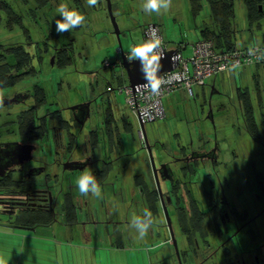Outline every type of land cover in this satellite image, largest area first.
Listing matches in <instances>:
<instances>
[{
	"label": "crops",
	"instance_id": "obj_1",
	"mask_svg": "<svg viewBox=\"0 0 264 264\" xmlns=\"http://www.w3.org/2000/svg\"><path fill=\"white\" fill-rule=\"evenodd\" d=\"M84 1L86 4V0ZM131 1L129 7L123 8V12H127L130 16L132 10L136 8L138 10V16H136L137 19H139L138 25L142 23L144 25L150 22L159 25L161 28L168 19L175 23L190 21L193 23L192 29L195 30L198 35L196 41L203 39L201 30L206 23V15L210 13L206 0H202L203 5L198 15H194L189 0H170V8L167 11H162L159 15L156 13L148 14L143 12L141 7L143 0ZM101 2L102 0H98L97 5L92 7H88L87 4L85 5L88 14H86V20L83 25L93 24L90 16L94 11H96V13L101 12V16L105 15L104 17L110 19L109 14L107 13L108 16L105 14L103 3ZM175 5H178L177 9H174ZM112 9L113 14H116L114 2L112 3ZM203 11L204 13L202 15L201 13ZM119 15L122 19V26L130 32V22L127 20L125 14L122 13L121 9H119L118 14H116L117 18ZM139 15H142V20L139 18ZM54 17L58 20L61 19L57 12ZM55 22L51 21V24L47 23L50 27L49 29L55 32V35H53L54 42L56 40L58 42L63 41L68 43L70 41L68 38L71 37L74 38L75 44V39L80 38L82 32L83 39H88V34L86 32L87 28L83 27V25L82 27L80 26L70 30L68 34L66 32L57 33L55 30ZM102 22L104 24L103 29L106 33H109V27L106 26L107 23H105L103 17ZM143 25H141V28H143ZM121 31L120 29V34ZM250 37L255 44V40L261 39V37L259 38L254 32H250ZM166 40L169 45L173 42V39L166 38ZM263 41L264 40L261 39L262 45H264ZM51 44L53 43H48L49 49H52L50 47ZM238 44L239 43H236L237 46L242 47ZM176 47L175 45H173V47L170 45V48ZM122 50L123 47L118 48L120 61ZM125 54L127 53L125 52ZM116 64L117 65L113 67L111 63H109V65L105 63V66L109 68L110 72L107 73L108 75H105V81L107 83L105 91L106 97L108 95V102L103 104V110L105 111L102 110L104 115L103 118L101 114H98L95 122H90V125L87 124L88 120L81 134L74 130V132L77 133L74 135L73 143H71V140H68V138L62 139L64 145H69L70 143L67 147L70 149L69 153L64 150L65 146L63 145L62 147V144L61 146L59 145V148H56L54 142H52L50 150L46 151L48 157H51V160L54 159L53 153L56 152V149L60 151L58 153L60 158L65 159L69 157L71 161L83 162L86 156L89 157L87 158L88 162H86L82 170H71L70 173L66 174L64 183H62V188L60 186L56 187V192L61 193L60 196H58L60 206L55 208L57 212L56 220L50 225H38L24 229L23 227H17L10 223L14 221V218L9 217L4 211L2 212V207H0V225L6 227L0 229V257H7L6 264H174L175 258L177 260L171 240L170 228H168L167 225V217L165 219V215L162 216V212L160 213V210L163 211V207L160 193H158L157 190V183L155 181L149 151L140 138L138 133L139 130H135L133 121H129L132 124L131 130L125 129L124 123L122 122L123 116L119 119V114H117L119 113L117 110L118 107H115L116 102L113 104V99L110 98L111 96L109 95V93L117 90L118 86L116 83H118V79L122 80V86L128 84L127 74H125L123 68L118 73L115 72L114 69L120 66L121 63L117 61ZM263 65L264 63L257 66L252 64L250 66H240L234 71L233 69L226 70L231 71L233 75L230 81L234 83L231 85L232 87L229 86V89H233L234 93V95H232V100L236 101V86L238 81L243 85H247L249 83H255L259 76L261 78L264 77V72L260 70ZM239 68L242 69L240 71V76L235 77ZM226 71L224 72L226 73ZM224 72L210 78L207 81V85H202L200 89L202 98L199 100L198 104H196V102L192 104L190 100L183 101V99H185L184 95H182V92L176 94L178 91L168 94L167 97L164 98L163 106L166 109L167 115L165 120H167L168 114L171 115L166 123H164V128L157 123L158 125L154 127L150 126L147 130V126L145 125L149 144L152 150L156 149L158 151L157 157L159 158V162H156V166L164 162L167 163L171 158V153L176 152L180 154L181 147L187 146L191 142L194 144L206 143L212 145V140L216 131L212 124L207 121V115H205L204 112L209 102H211L214 112H217V116H215L217 122L222 123V120L225 119V116H222V113L219 112L218 106L221 103H226L225 94L231 95L229 92L222 89L224 78L220 75H223L222 73ZM254 78L256 79L254 80ZM260 81L262 80H258V82ZM218 83H220V85H218ZM211 85H216L224 95L218 94L217 98L214 99V96L209 94ZM212 93L214 95L217 94L214 93V89ZM209 95L210 98L207 99ZM75 99H77V97ZM81 102L82 100L77 101L76 104ZM180 102L182 104H180ZM52 103L55 104L54 101H48L49 105L47 106L51 107ZM5 108L4 111L7 110V107ZM8 110L6 112H3V110L0 111V115L3 113L11 114ZM106 111L111 112L113 116L112 122L120 133V135L114 133L115 136H112V140L109 138V135H107L105 125H103L105 124ZM21 112L22 110L17 113H12L11 115H18V113ZM114 112L117 115L114 116ZM178 112H180V116H178ZM173 116L175 117L173 118ZM232 119L235 120L236 117L234 116ZM229 130L230 129H228V131ZM93 131L97 132L96 135H98L100 140L97 147L94 148L89 139V134ZM162 131L167 132L168 142L162 139ZM230 133L235 134V136L232 137L235 147L231 148L230 139H227L226 136L227 141L225 140V142L229 145L232 153V158L227 161V165L231 167L229 173H227V170L225 171L223 169L221 158H219V163L214 164V166L210 164L209 160H206L204 165L199 166V171L192 175L179 174V176H175L174 180L173 178H170V180L163 179L161 183L164 182L165 188L162 191L165 195L170 196L171 199L169 203L166 202L168 207L171 205L174 206V203L177 202L176 200L180 199L181 204L186 205L185 213L187 214L193 212L192 201L193 203H198L201 208L207 209V207L204 206L206 202L205 197L207 195L205 191L208 192V195L215 198V193L217 194V191L213 189L212 185L217 184L219 179L217 174H214L212 170H215V172L220 170L221 173H224L221 178L228 181V187H226L225 190H227L229 194L235 195L239 193L236 188L238 187L237 185L241 186V178H236L233 173L235 170H238L242 162L245 165V172L249 173L251 171L252 165L249 163L251 153L249 150L251 148L253 151L254 144L256 143L246 130L240 132L233 130L232 132L230 131ZM223 135L225 136V134L220 132L218 138L222 140ZM81 146L83 148H81ZM67 148L65 149L69 150ZM84 170H91L93 173L96 171H103L104 176L101 181H99L102 187L101 198H97L91 194L86 197L81 196L75 188V182ZM168 175H170L169 172ZM142 183L145 186L147 185L150 190L157 191L158 203L156 204V210L149 204L148 198L145 193H143ZM175 184L181 185V189L178 191L179 193L174 192ZM184 186L185 189L187 187L189 191L184 190ZM67 194L72 197L76 213V220L72 222L65 220V213L61 209V206L65 202V195ZM116 205L119 207L117 208ZM145 208L152 212L153 217L157 219L158 226L150 229L149 235L144 240H138V233H136L135 229L130 227V221L133 215H140ZM173 212L176 215L175 208ZM197 215H195V217H197ZM178 228L182 235L181 228ZM19 229L22 230L17 231ZM212 238L216 240L214 237ZM233 246L231 250H234L240 256L239 251L241 249L235 245ZM210 259L200 261L199 257H197L195 262L203 264L210 261ZM187 261L190 264H194L193 261V263L191 262L190 258H188ZM222 264L225 263L222 262Z\"/></svg>",
	"mask_w": 264,
	"mask_h": 264
},
{
	"label": "flooded vegetation",
	"instance_id": "obj_2",
	"mask_svg": "<svg viewBox=\"0 0 264 264\" xmlns=\"http://www.w3.org/2000/svg\"><path fill=\"white\" fill-rule=\"evenodd\" d=\"M189 1L191 3V0ZM61 3H64V0H59L57 3L58 6ZM259 8H261V6H259ZM148 23L150 22L145 24ZM141 25H143V23ZM69 39H71V37H69L68 40ZM58 43L59 42L55 40V44ZM55 44H51L50 47L57 49ZM33 89L16 91L14 93L15 95L13 94L12 97L10 96L6 98L11 99L18 95L23 96V98L18 97L20 101L14 103L25 104L26 108L22 110L24 111L36 104V97L34 95L35 90ZM240 91L244 93L247 91L256 107L257 105L262 106L261 102L264 99V92H262L260 82H258V84L255 82L243 85L238 81L236 86V101L232 100V95L225 94L226 103L218 105L219 111H223L222 116H225V119L222 120V123H218L213 113L211 121L209 120L216 131L212 145H208L206 143L194 144L191 142L187 146L181 147L180 154H177L176 152L171 153V158L167 162L172 170L173 180L175 176H179V174L192 175L193 173L198 172L199 166L204 165L206 160H209L210 164H213L214 166V164L219 163V158H221V165H223V169L225 171L227 170V173H229L231 167H229L227 165L228 163L225 162V155L223 154L221 147L222 142L218 138L220 132L225 134V136H228L227 133L230 131L232 132L234 130L240 132L246 130L258 146V151L254 148L251 152L253 153L249 161L250 165H252L251 171L246 173L244 170L245 165L242 162L238 167V170H235L233 173L236 178H241V180L239 179L241 186L237 185L238 187L236 188L239 192L238 194H229V192L225 190V188L228 187V181L221 178L224 173H221L220 170L218 172L212 170L214 174H217L219 179L217 184L212 185L213 189L217 191V194L215 193V198L208 195V192L205 191V194L207 195L205 197L206 202L204 206L207 207V209H204L203 207L202 209L198 203L197 205L192 201L193 212L191 211L192 213L187 214L185 213L186 205H182L180 199L176 200L177 202L174 203L175 212L178 217V227L181 228L183 237L181 240L183 239L184 241L183 247L186 248V251L195 252V257L193 258L194 260H192L194 264H198L195 260L198 257L199 250H201L200 248H202L201 251L203 252L212 249L213 251L208 255H205L202 260L216 257L218 260V263L216 264H222V262L225 264H264V118H257L255 115L256 122L259 121V118H262L263 125L258 127V129L263 128V133L258 131V138L253 137L248 124V118L245 116ZM220 94L224 95L223 92H220ZM3 99H0V106L7 107L8 105H12V103L4 105V103H2ZM87 101L91 102L92 107V103L96 101V99L88 98V100H82V102ZM209 105L212 107L214 112L211 102H209ZM80 114L82 113L78 110L72 111L70 109L68 117H63L66 122L65 124H67L68 127H64L63 129H60L59 126L56 125L58 124L57 121L53 120L50 124L51 130L49 133V137H51L52 142H56L57 144V141H60V146L62 144L63 147L64 144L62 143V139L68 138L69 140L71 136L76 135L77 132H74V130L81 134L85 125L82 126L79 124ZM232 115L233 117H236L235 120L232 119ZM206 118L207 120L209 119V114ZM228 129L230 130L228 131ZM28 140L29 142L25 143H33L36 146V149L33 151L32 160L11 167L8 173L14 174L16 171L24 173L25 176L23 179H31L33 181V186H35V191L28 193L27 195H22L19 192L12 195H0V206L2 207V212H6L9 217L14 219H16L20 214L18 209L26 207L29 204L33 206L38 205L37 208L39 210H44L54 203L57 204L59 198L58 196H60L61 193L56 192V187L60 186L62 188V183H64L66 174L71 171L65 170L63 165L65 162L71 161L69 160V157H66L65 159L60 158L58 155L60 151L56 149V152L53 153L54 159L49 162L47 160L44 161L41 155L35 154V151L39 148L36 141L30 139ZM141 140L145 145V135ZM10 142L14 141L12 140ZM5 143L8 142H0V148ZM64 146V150L69 153L70 149H65L69 145ZM87 158L89 157L86 156L85 159H83V162H88ZM30 171H32V173H30ZM180 189L181 185L175 184L174 192L179 193L178 191H180ZM184 190L189 191L187 187L185 189V186ZM234 197H236L240 203H236L234 201ZM240 204L242 206H240ZM194 214L197 215L198 218L195 217ZM183 215L186 218L184 223L181 221ZM241 234L244 235L240 236ZM233 245L241 249L239 251L240 256L234 250H231V247H234ZM188 258L189 256L187 259Z\"/></svg>",
	"mask_w": 264,
	"mask_h": 264
},
{
	"label": "rangeland",
	"instance_id": "obj_3",
	"mask_svg": "<svg viewBox=\"0 0 264 264\" xmlns=\"http://www.w3.org/2000/svg\"><path fill=\"white\" fill-rule=\"evenodd\" d=\"M3 1L6 2L7 6L10 5L13 7V9L20 12L21 9L17 6V3H15L16 1L14 0H3ZM58 1L59 0H57V2ZM55 2L56 1L54 0L50 2L49 5L51 6H50L49 11H47L46 9L38 10L37 17H39L38 19L39 21H36L35 19L30 18L31 16L30 17L28 16L27 19L25 20L23 19V21L26 23L25 30H28L27 35H26V32L22 30V28H19V26L13 29L9 27L7 28L5 25L8 26L9 24H7V20L4 19L6 14L3 10L0 11V43L10 44L11 42H14V41L33 42L34 44H30L29 49L34 54L38 50L42 56V58L40 59L36 55L33 60V66H35L36 69L39 70L38 73L34 76L25 77V79L22 80L21 83H19L13 88L1 89L0 99L10 97V96L12 97L16 91L27 90V89L32 90L34 85L38 84L41 87H43L45 91L47 92L46 100L49 102L51 101L55 102V104L54 103L51 104V107L49 106H46V107L50 108L51 110L60 109L61 110L60 112L62 113L64 118L68 116V113H70V107L75 105L77 101L86 100V99L88 100V98L96 99V101L92 103V107L90 110L91 117L89 118V121L87 122V124L90 125V122L91 123L95 122V119L98 114H101L102 118L104 116L103 115V111H104L103 104L105 102H108V98H107L108 95L106 97V91H105L106 90L105 86L107 85L105 81L106 79L105 75H108L107 73L110 72L109 68L105 66V63L109 62L114 67L115 65H117L116 64L117 61L120 62L119 60L120 57L118 53V48H119L118 38L114 33V26L112 24L111 19L104 17L105 15L101 16L100 15L101 12L96 13V11H94V13L91 14L90 16L93 24L83 25V27L87 28L86 32L88 35L86 33L85 34L88 36V39H83L84 38L83 32L80 38L75 39V44H74L75 46H74V51H73L75 61L64 67H58V65L54 67L55 55H52L51 52L53 49H49L48 43L52 42L53 44H55V42L53 41L54 40L53 35H55V32L49 29L50 27L48 24H51V21L55 22L56 20H58V19H55L54 17L56 13L55 10L57 9ZM111 2L112 3L114 2L116 6L115 13L118 14V10L121 9L122 13L125 14L127 20H129L130 25H131L130 32H129V30L127 31L122 26L121 16L120 15L118 16L119 19L116 16L117 23L120 26V29L122 30L120 34L122 47H123V50L126 53H128L130 51L131 46L133 45V42L139 43L142 41V37H141V31H142L141 27L142 26L138 25L139 19H137L136 17L138 16V13H137L138 10L134 8L132 10L131 15L129 16L127 12L125 13L123 12V8L124 7L126 8L127 6L129 7L130 3L132 2L131 0H111ZM22 3L25 5L24 2ZM28 3L30 4V6L34 7L33 5H31V3H33V0H29ZM64 3H67L69 6L71 5L72 2L71 0L69 1L64 0ZM101 3H103L104 12L107 15L108 11H107L106 0H102ZM177 8H178V5H175L174 9H177ZM235 9H236L235 26L238 29V31L236 32L237 37H238L237 43H239L238 45L242 47H245V46L249 47V45H252L253 40H251V37H250L246 9L244 8L242 0H237ZM45 11L47 14L44 13ZM204 11L201 13L202 15ZM206 14H207V10H206ZM102 17L105 23H107L106 26L109 27V33H106V31L103 29L104 24L102 22ZM139 18L142 20V15H139ZM205 20H206V23H211L210 21H212V19L210 17V13L206 15ZM192 24L193 23H191L190 21L185 22V23L184 21H182L181 23H178V22L175 23L174 21L168 19L167 21L164 22V25L161 26L163 36H165L167 39H173L172 44H170L171 47H173V45L181 46V47L184 46L183 47L184 49L182 50V53H183L182 55L184 56V58H189L193 54V47H191V45L193 42L197 40V37H198L195 30L192 29L193 28ZM23 31L25 32L26 37ZM253 32L257 34L259 38L261 37V39L264 40V19H263L262 27L253 28V31L251 33ZM261 39L255 40L256 44L261 45L262 44ZM45 45L48 46L47 52L45 51V47L43 48V46ZM52 56H54L53 64L51 63ZM122 68L123 67L120 64V66H117V68L114 70L115 72L118 73L120 70H122ZM261 68L262 69L260 70L264 72L263 70L264 65ZM241 70L242 69L240 68L238 69L235 77L240 76ZM222 74L223 75H220L224 78L222 89H224L226 92H229V94L234 95L233 89H229L230 87H232L231 85L234 83L233 81H230L233 77V75L231 74V71H226V73L224 72ZM263 78H261L260 76L257 78V80H262L260 81L262 92H264V79ZM117 84L118 83H116V85ZM218 85H220V83H218ZM201 88H202L201 86H197V85L194 86L193 87L194 95H190L187 89L186 90L180 89L178 90L176 94H178L179 92H182V95H184V98H185L183 99V101L190 100L192 104H194L195 102L196 104H198L199 100L202 98V95L200 92ZM120 89L121 88H118L116 91L109 93V95L111 96L110 98L113 99V104L116 102L115 107H118L117 110L119 111V113L117 114H119L118 116L119 119H121V116H126L128 121H131V122L133 121L135 125V130L137 131L141 128L140 121H138V117L134 114V112L128 109L127 102H126V93L125 91H121ZM213 89L215 90L214 93H217V94L214 95L212 93ZM220 92H221L220 89H218L216 85H211V88L209 89V94L210 95L212 94V96H214V99L217 98ZM210 95L209 97L207 96V99L210 98ZM76 97L77 99H75ZM180 104L182 103L180 102ZM261 104L262 106L257 105V107L255 108L257 118L258 117L264 118V99L262 100ZM25 108H26V105L23 103H12V105L7 106V110L9 109L8 111L11 112V114L17 113ZM1 109L3 110V112L7 111V110L4 111V109H6L5 106H0V111H2ZM43 110L45 111V108H42L39 113H41ZM115 112H114V116L117 115ZM213 113L215 116H217L216 111ZM11 114L3 113L0 115V142H3V141L10 142L12 140L13 141L16 140V141L23 142V143L29 142L28 138L21 136L19 134V127L17 126L18 119H16V116H15L16 114L13 116ZM204 114L205 115L209 114V106H207V109L204 112ZM166 116L167 115H165V117ZM170 116L171 115L168 114L167 120L169 119ZM178 116H180V112H178ZM165 117L161 119H156L155 121H152V122L145 123V125L147 126V130L150 126L154 127L158 124L164 128L163 125L167 121L165 120L166 119ZM174 117L175 116H173V118ZM262 118L261 119L259 118V121L257 122V127H261L263 125ZM209 120L211 121L210 118L207 121ZM47 121H48V125L50 126L53 119L48 118ZM262 129L263 128H259V131H261V133H263ZM227 134H228L227 139H230L229 142H230L231 148L235 147V143H233L232 141V137L235 136V134H231L230 132ZM162 139L168 142L167 132L165 131L163 132ZM225 140H226V136H224V138L221 140L222 142L221 147L223 150V154L225 155V162H227L229 161V159L232 158V153H231V149L229 145H227ZM51 147H52V139L48 135L45 138V140L39 144V148H37V150L35 151V154L41 155L44 161L47 160L49 162V160H51V157L50 156L48 157L46 151L50 150ZM254 148L256 151H258V146L256 144H254ZM249 151L251 153L252 149L250 148ZM152 154H153V157L156 159L155 163L159 162V158L157 157L158 151L154 149L152 150ZM251 157H252V153H251ZM20 173L22 172L16 171L12 175L18 178L19 176H21ZM163 183H161L162 190L165 188L164 187L165 185ZM234 201L236 203H240L236 199V197H234ZM240 206L242 205L240 204ZM172 208L174 209V206L172 205L168 207V213L171 218L172 228H174V231H175L176 240H178V246H179V249L182 255V262L183 264H190L187 261L188 260L187 257L189 256L191 261L194 260L193 258L195 257V252L193 251L189 252L185 250L186 248H183L184 241L183 239L181 240L182 235L180 234V229L178 228V217L175 215ZM161 212H162L161 215L164 216V213L162 210H160V213ZM164 218L166 219V216H164ZM3 228H6V227H3L0 225V229H3ZM20 230L22 229H19L17 231H20ZM243 235L244 234H241L240 236H243ZM200 249L202 250V248ZM201 250H199V254H198L199 260H202L205 257V255H208L209 253L213 251L212 249L208 251H204V252ZM217 261L218 260L216 259V257H212L210 261H207L206 263H203V264H210V263L215 264V263H218ZM174 264H178V260H176V258H175Z\"/></svg>",
	"mask_w": 264,
	"mask_h": 264
},
{
	"label": "trees",
	"instance_id": "obj_4",
	"mask_svg": "<svg viewBox=\"0 0 264 264\" xmlns=\"http://www.w3.org/2000/svg\"><path fill=\"white\" fill-rule=\"evenodd\" d=\"M17 3V6L21 9L20 12L13 9L12 6H7L6 2L0 0V11L5 12V20H7L8 26L5 25L7 28H15L18 27L22 28L26 32V23L23 19H27V17L31 16L30 18L39 21V17H37V12L39 9H46L49 11L50 9V2L52 0H33L34 7L30 6L28 3L29 0H14ZM56 8L58 7L57 0H54ZM210 10V17L212 21L211 23H205L202 27L201 34L203 39H213L215 41L216 46L220 49H233L237 47V31L238 29L235 26V15H236V3L237 0H206ZM244 8L246 9L247 14V21H248V29L250 32L253 31V28H260L263 25L264 19V0H242ZM24 2L25 5L22 3ZM71 5L69 8H75L82 13H84L85 17L88 14V11L85 7L84 0H71ZM25 7H23V6ZM192 11L194 15L199 14V10L202 7L203 3L202 0H191ZM261 6V8H259ZM45 14L46 11L44 12ZM24 22V23H23ZM15 24V25H14ZM80 27V26H79ZM78 28V27H77ZM51 30V29H50ZM23 31V32H24ZM22 32V33H23ZM24 32V35H25ZM69 32V31H68ZM67 32V33H68ZM52 34V33H51ZM25 35V37H26ZM28 38V36H27ZM74 38H71L68 43L59 42L55 44L57 49L52 50V55H55V64L54 66L64 67L74 62ZM30 44H34L33 42L27 41H14L10 44L0 43V90L6 88H13L25 77L34 76L38 73L39 70L33 66V60L37 55L40 59L42 58L39 51H36L35 54L29 49ZM48 46L45 45V51H48ZM261 65V64H255ZM234 71V70H233ZM256 78H254L255 80ZM258 84V80L256 81ZM117 89L122 87V80L118 79ZM35 90V97H36V104L28 108L21 113L16 115V119H18V127H19V134L24 136L30 140L36 141L39 145L41 142L45 140V138L50 133V126L48 125V118H52L53 120L57 121V125L60 129L64 127H68L65 124V120L63 119L62 113L60 109L51 110L46 108L48 105V101L46 100L47 92L43 87L36 84L34 86ZM240 96L243 101L242 105H244V112L245 116L248 118V124L250 126L251 135L255 138H258V127L256 122V106L253 104L250 94L246 91L245 93L240 91ZM45 108L41 113L40 110ZM50 116V117H49ZM105 128L106 133L109 135V138L112 140V136L115 134L120 135L116 126H114L113 116L111 112L107 111L105 117ZM122 122L124 123L125 129L131 130L132 124L127 120L125 116L122 117ZM58 128V127H57ZM115 133V134H114ZM97 132L93 131L89 135V139L91 142L92 147H97L99 143V137L96 135ZM74 135L70 137L71 143H73ZM56 148H59L60 141L54 143ZM55 148V149H56ZM13 173H6L4 176L0 178V195H12L16 192L21 193L22 195H27L28 193L34 192L33 181L31 179H23L25 174L20 173L21 176L18 178L12 175ZM98 182L104 176L103 171H96L93 173ZM22 177V178H21ZM26 178V177H25ZM143 185V183H142ZM143 193H145L146 197L148 198L149 204L153 207L154 210L157 209L158 203V193L156 190H150L148 186L143 185L142 187ZM38 205L33 206L31 204L27 205L26 207H21L18 209L20 211L19 216L11 221L13 225L17 227H24V228H31L38 225H50L56 220L57 212L55 208L59 205V202L52 204L51 206L47 207L44 210H39L37 208ZM1 207V206H0ZM61 209L65 213L66 219L68 222H72L76 220V213L74 209V204L72 201V197L69 194L65 195V202L61 206ZM2 211V209H1ZM182 223L186 221L185 216L183 215L181 219ZM197 221V220H196Z\"/></svg>",
	"mask_w": 264,
	"mask_h": 264
},
{
	"label": "built area",
	"instance_id": "obj_5",
	"mask_svg": "<svg viewBox=\"0 0 264 264\" xmlns=\"http://www.w3.org/2000/svg\"><path fill=\"white\" fill-rule=\"evenodd\" d=\"M153 29H155V36L163 41V49L165 51L170 49L160 26L154 23L143 26L141 31L142 40L154 38ZM135 44L133 43V45ZM183 47H176L180 49L178 65L174 70L161 76L169 80L170 83L161 85L158 94H153L144 88L133 90L128 84L121 87L120 90L126 93L128 109L132 110L145 123L165 117L166 110L163 106V100L168 94L185 88L190 95H193L194 86L202 87V85H206L210 78L221 72L228 69L235 70L240 66L264 63V45L262 44L252 43L249 47L237 46L233 49L222 50L216 46L213 39H200L192 43L193 54L189 58L183 57ZM106 64L109 65V63ZM177 75L180 76L179 80L175 78ZM138 133L140 138L143 139L144 133L141 129Z\"/></svg>",
	"mask_w": 264,
	"mask_h": 264
},
{
	"label": "clouds",
	"instance_id": "obj_6",
	"mask_svg": "<svg viewBox=\"0 0 264 264\" xmlns=\"http://www.w3.org/2000/svg\"><path fill=\"white\" fill-rule=\"evenodd\" d=\"M98 0H86L88 7L97 5ZM143 12L151 14H161L162 11H167L170 8V0H143L141 5ZM61 19L56 20V32L63 33L82 26L85 23L86 17L84 13L75 9L69 8L67 3H61L56 9ZM154 38L142 40L133 45L130 51L126 54V59L129 63L134 60H139L141 70L147 81L146 84L138 86L149 90L153 94H158L161 85L170 83L169 80L158 76V70L161 68V59L165 49H163V41L155 36V29H153ZM177 57H172L176 61ZM177 80L180 76L175 77ZM75 188L81 196H88L89 194L101 198L102 187L98 182L96 176L91 170H84L75 182ZM118 208L119 206L116 205ZM157 219L153 217L152 212L145 208L140 215H133L130 221V227L135 229L138 233V240H144L148 235L150 229L157 227ZM7 257H0V264H6Z\"/></svg>",
	"mask_w": 264,
	"mask_h": 264
},
{
	"label": "water",
	"instance_id": "obj_7",
	"mask_svg": "<svg viewBox=\"0 0 264 264\" xmlns=\"http://www.w3.org/2000/svg\"><path fill=\"white\" fill-rule=\"evenodd\" d=\"M106 2H107L108 14L114 26V33L119 40V48H122V43H121V38H120V27L118 26L116 15L113 14L112 2L110 0H106ZM179 53H180L179 48H170L165 51L161 59V62H160L161 68L158 70V76H162L166 74L167 72L174 70L177 67L178 62H179V59H178ZM174 56L177 57L176 61L172 60V57ZM120 62L125 71V74H127L128 86H130L133 90L142 88L138 86H141L147 83L144 77V73L141 70V64L139 60H134L131 63H129L126 59V54L124 50H122V56H121ZM51 63L52 64L54 63V56H52L51 58ZM18 97L23 98V96L21 95L15 96L11 99L4 98L2 103H4V105H7L10 103L18 102L20 101ZM90 106H91V102L87 101V102L75 104L70 107L72 111L78 110L79 112L82 113L80 114V119H79L80 121L79 124H81L82 126L85 125V122H87L89 118L91 117V111H90L91 107ZM212 115H213V109L210 106V110H209L210 119H212ZM138 121H140V126H141L140 129L145 135V145L151 157L152 169L154 172L155 181L157 183V190H158V193H160L161 204L163 207L164 215L167 217V225H168V228H170L171 240L174 246V251L176 252L178 264H183L182 255H181V252L178 246V240H176L175 231H174V228H172V222H171V218L168 213V206L166 204V202L169 203L171 199H170V196H165L164 192L162 191V186H161V182L163 179L170 180V178H173L172 170L168 163H162L156 166L155 158L153 157V154H152V147L149 144L147 133L145 131V122L142 121L140 117L138 118ZM34 149H36V146L33 143H23L19 141L5 143L0 148V176L1 177L4 176V174H6L11 167H14L26 161L32 160ZM63 165H64L65 170L74 171L77 169L82 170L85 167L86 163L82 161L73 160V161H67ZM168 172L170 173V175H168ZM30 173H32V171H30ZM30 173L28 174L31 175ZM50 201H51V197H50Z\"/></svg>",
	"mask_w": 264,
	"mask_h": 264
}]
</instances>
